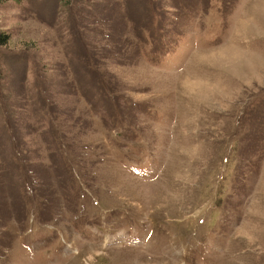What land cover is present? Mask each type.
<instances>
[{
    "label": "rangeland",
    "instance_id": "1",
    "mask_svg": "<svg viewBox=\"0 0 264 264\" xmlns=\"http://www.w3.org/2000/svg\"><path fill=\"white\" fill-rule=\"evenodd\" d=\"M188 257L264 264V0H1L0 264Z\"/></svg>",
    "mask_w": 264,
    "mask_h": 264
},
{
    "label": "trees",
    "instance_id": "2",
    "mask_svg": "<svg viewBox=\"0 0 264 264\" xmlns=\"http://www.w3.org/2000/svg\"><path fill=\"white\" fill-rule=\"evenodd\" d=\"M0 2H1V0H0Z\"/></svg>",
    "mask_w": 264,
    "mask_h": 264
}]
</instances>
